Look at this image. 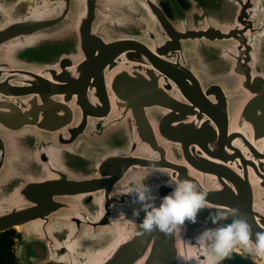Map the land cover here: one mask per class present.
I'll return each mask as SVG.
<instances>
[{"label":"water","instance_id":"obj_1","mask_svg":"<svg viewBox=\"0 0 264 264\" xmlns=\"http://www.w3.org/2000/svg\"><path fill=\"white\" fill-rule=\"evenodd\" d=\"M146 174L157 198L192 179L210 208L144 233L125 189ZM218 207L264 231V0H0V233L18 264H222L189 245Z\"/></svg>","mask_w":264,"mask_h":264},{"label":"clouds","instance_id":"obj_2","mask_svg":"<svg viewBox=\"0 0 264 264\" xmlns=\"http://www.w3.org/2000/svg\"><path fill=\"white\" fill-rule=\"evenodd\" d=\"M149 174V173H148ZM129 182L125 189L132 205L133 223L144 233L153 230L169 235L179 232L187 220L195 223L199 211L210 208L208 193L190 178L173 176L170 191L157 198L146 176ZM142 213V216H141ZM204 227L190 246L203 248L215 259H222L233 250H242L255 258H264V231L253 232L236 208H214Z\"/></svg>","mask_w":264,"mask_h":264},{"label":"trees","instance_id":"obj_3","mask_svg":"<svg viewBox=\"0 0 264 264\" xmlns=\"http://www.w3.org/2000/svg\"><path fill=\"white\" fill-rule=\"evenodd\" d=\"M15 232L8 230L0 233V264H18L13 254ZM222 264H252L250 261L236 255H228Z\"/></svg>","mask_w":264,"mask_h":264}]
</instances>
